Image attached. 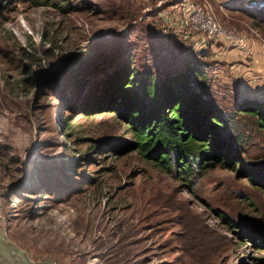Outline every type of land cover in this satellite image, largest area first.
Masks as SVG:
<instances>
[{
  "label": "rangeland",
  "instance_id": "1",
  "mask_svg": "<svg viewBox=\"0 0 264 264\" xmlns=\"http://www.w3.org/2000/svg\"><path fill=\"white\" fill-rule=\"evenodd\" d=\"M179 1L0 0V189L11 194L4 197L7 238L0 242L10 261L19 254L31 264H264V244L239 238L264 217V189L241 173L264 185V131L233 110L245 99L263 102L264 92L252 91L210 55L203 87L221 116L233 120L237 170L200 172L189 189L131 152L103 161L112 170L97 176V185L57 199L77 153L44 80L63 92L72 81L77 88L85 77L104 79L114 67L109 57L119 52L131 53L138 75L182 71L190 53L176 46L181 34L170 25ZM208 2L224 26L264 41L245 14L264 10V0ZM28 77L32 82H24ZM91 123L104 132L110 120L81 122Z\"/></svg>",
  "mask_w": 264,
  "mask_h": 264
},
{
  "label": "trees",
  "instance_id": "2",
  "mask_svg": "<svg viewBox=\"0 0 264 264\" xmlns=\"http://www.w3.org/2000/svg\"><path fill=\"white\" fill-rule=\"evenodd\" d=\"M256 8H252V12L245 11V14L264 36V10ZM176 46L190 53L180 72L157 75V70H147L138 75L133 69L131 53L126 56L125 52H119L109 57L114 67L104 79L85 77L77 88L72 81L63 92L57 90L51 79H43L44 89L58 102L59 110H63L58 121L63 134L70 131L66 137L77 153L69 164L71 174L67 176L63 195H58L57 199L82 193L86 186L97 185V176L112 170L103 167V161L109 156L119 158L131 152H136L145 163L176 180L187 182L189 189L200 172L216 167L237 170L236 167L241 166L237 149L240 138L230 134L233 120L230 116H221L219 106L203 87L207 80L205 66L209 67V63L203 61L208 53H194L179 40ZM89 52L91 49L87 48L83 54ZM44 74L39 72L37 77L42 79ZM24 82H32V78L28 77ZM233 110L234 114L255 118L258 127L264 131V101L245 99L235 104ZM96 118L110 120L111 124L105 123L107 131L95 130L97 127H92V123L85 128L81 124L83 120ZM89 166L97 167L93 175L89 173ZM241 173L247 174L248 180L256 183V187L264 189V185L252 179L250 173L243 170ZM8 195L11 194H3L4 197ZM263 221L264 217H261L253 232L245 237L239 235V238L251 244H264Z\"/></svg>",
  "mask_w": 264,
  "mask_h": 264
},
{
  "label": "built area",
  "instance_id": "3",
  "mask_svg": "<svg viewBox=\"0 0 264 264\" xmlns=\"http://www.w3.org/2000/svg\"><path fill=\"white\" fill-rule=\"evenodd\" d=\"M232 1L256 4L261 2V0ZM174 16L177 22L169 23L176 27L178 34H181L178 40L184 42L186 47L194 53L205 51L214 59H221L216 58L215 55L223 58L229 57L232 52L247 55L250 53L254 41L264 42L258 33H255L254 37H248L224 26L211 10L208 0H180L175 3ZM238 79L251 87L252 91L257 92L260 78H248L246 74H243ZM3 194L0 189V241L7 238Z\"/></svg>",
  "mask_w": 264,
  "mask_h": 264
},
{
  "label": "crops",
  "instance_id": "4",
  "mask_svg": "<svg viewBox=\"0 0 264 264\" xmlns=\"http://www.w3.org/2000/svg\"><path fill=\"white\" fill-rule=\"evenodd\" d=\"M215 57L221 59H214L211 56L212 60L218 61L217 63L223 64L224 67L226 66L237 79L242 77L243 74H246L248 78H260L257 93L262 94L264 92V42L254 41L250 53L247 55L232 52L226 58L219 55H215ZM6 246L8 245L0 242V264H31L28 261H23L19 254H14V256L13 253L14 259L10 261L11 258H9L8 251L5 249Z\"/></svg>",
  "mask_w": 264,
  "mask_h": 264
},
{
  "label": "water",
  "instance_id": "5",
  "mask_svg": "<svg viewBox=\"0 0 264 264\" xmlns=\"http://www.w3.org/2000/svg\"><path fill=\"white\" fill-rule=\"evenodd\" d=\"M42 264H55V263H42Z\"/></svg>",
  "mask_w": 264,
  "mask_h": 264
}]
</instances>
